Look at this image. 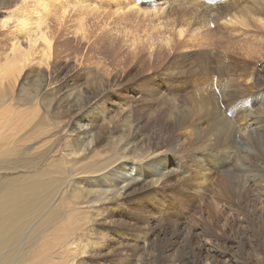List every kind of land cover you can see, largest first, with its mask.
<instances>
[{
  "label": "rangeland",
  "instance_id": "1",
  "mask_svg": "<svg viewBox=\"0 0 264 264\" xmlns=\"http://www.w3.org/2000/svg\"><path fill=\"white\" fill-rule=\"evenodd\" d=\"M198 2L0 0V259L71 214L53 263L264 264V0Z\"/></svg>",
  "mask_w": 264,
  "mask_h": 264
},
{
  "label": "bare ground",
  "instance_id": "2",
  "mask_svg": "<svg viewBox=\"0 0 264 264\" xmlns=\"http://www.w3.org/2000/svg\"><path fill=\"white\" fill-rule=\"evenodd\" d=\"M190 1V0H189ZM197 3H199L198 1H200V0H195ZM233 2V1H232ZM256 2V1H255ZM190 3V2H189ZM236 3V2H235ZM40 4V3H39ZM255 4V3H254ZM197 5V4H196ZM207 4H205V6H204V3L203 4H200L198 7L201 9V17L203 18V19H206V20H210V12L212 11V7L211 6H206ZM209 5V4H208ZM236 5V4H235ZM235 5H233V6H235ZM239 5V4H238ZM262 6H264V5H262ZM184 5H182V7L181 8H183L184 9ZM229 7V6H228ZM242 8V7H241ZM261 8V7H260ZM238 9V8H237ZM237 9H235V10H237ZM37 10V9H36ZM246 10V9H245ZM262 10H264V9H262ZM159 11V10H158ZM218 11V10H217ZM238 12L239 11H241V9L239 8L238 10H237ZM244 11V10H243ZM214 13V12H213ZM235 13H237V12H235ZM240 13V12H239ZM155 14V13H154ZM216 14V13H215ZM233 14V13H232ZM192 15V14H191ZM200 16V15H199ZM235 17L234 15H231V16H229L228 17V14H226L225 13V15H224V19H223V21H225V22H227V23H235V21L232 19L233 17ZM258 16V15H257ZM193 17H194V15H193ZM200 17V18H201ZM237 17V16H236ZM214 18V17H213ZM212 19V18H211ZM237 19H238V17H237ZM199 21V20H198ZM248 21V20H247ZM207 22V21H206ZM211 22V21H210ZM236 22H238V21H236ZM251 24V23H250ZM208 25V24H207ZM254 25V24H253ZM4 26V25H3ZM209 26V25H208ZM207 26V27H208ZM20 27H21V25H20ZM211 27V26H210ZM209 28V27H208ZM210 29V28H209ZM31 33V32H30ZM231 33V32H230ZM245 37V36H244ZM35 42H36V40H34ZM226 49V48H225ZM11 52V51H10ZM18 52V51H17ZM6 58V57H5ZM137 58V57H136ZM194 59V58H193ZM4 60V59H3ZM24 60H25V58H24ZM153 64V63H152ZM12 67V66H11ZM196 67V66H195ZM207 73V72H206ZM229 74V73H228ZM223 76V75H222ZM224 77V76H223ZM206 83V82H205ZM211 83V82H210ZM209 83V84H210ZM227 83V82H226ZM208 84V83H207ZM213 88V87H212ZM211 88V89H212ZM222 88V87H221ZM214 89V88H213ZM216 89V88H215ZM208 91V90H207ZM209 91H211V90H209ZM204 93V92H203ZM210 94V96H211V93L212 92H209ZM213 94H216L215 92L213 93ZM207 95V94H206ZM203 97H204V95H202ZM208 96V95H207ZM209 96V97H210ZM205 98H206V96H205ZM204 98V99H205ZM193 99V98H192ZM191 99V100H192ZM199 99H202V98H199ZM207 99H209V98H207ZM211 99V98H210ZM213 99V98H212ZM211 99V100H212ZM194 100V99H193ZM197 100V99H196ZM211 100H210V102H211ZM207 101H209V100H207ZM210 102H207L208 104L210 103ZM215 102V101H214ZM213 102V103H214ZM197 103V102H196ZM195 103V104H196ZM207 103H206V105H207ZM213 103L211 104L212 106H213ZM202 104V103H201ZM216 104V103H215ZM214 104V105H215ZM218 104H220L219 102H218ZM206 105H205V107H206ZM185 106V105H184ZM195 106V105H194ZM199 106H200V104H199ZM199 106H198V108H199ZM202 106V105H201ZM200 106V107H201ZM209 106V105H208ZM207 106V107H208ZM215 106H217V104L215 105ZM203 107V106H202ZM202 107H201V109H202ZM204 107V108H205ZM218 107H220V105L219 106H217V108ZM194 108V107H193ZM196 108H197V106H196ZM215 109H216V107H214ZM206 109V108H205ZM204 109V110H205ZM210 109H212L211 108V106H210ZM190 110V109H189ZM197 110V109H196ZM203 110V111H204ZM217 110V109H216ZM198 111V110H197ZM193 112V111H192ZM191 112V113H192ZM204 112H206V111H204ZM200 113V112H199ZM199 113H197V114H199ZM220 113V112H219ZM225 113V112H224ZM253 113H255V112H253ZM179 114V113H178ZM195 114V113H194ZM208 114H209V112H208ZM215 114V113H214ZM222 114V113H221ZM258 114V113H257ZM193 115V114H192ZM217 115H219V114H217ZM247 115V114H246ZM254 114H248V116H251L249 119H248V125L249 126H254L255 128H257L256 127V124H257V126L259 125L260 127H261V129L260 130H264V125H262L261 123L259 124L258 122H257V119H255L254 118V116H253ZM183 116H185V115H183ZM191 116V115H190ZM177 117H180V116H177ZM184 119H186L185 117H183ZM199 118V117H198ZM201 118V117H200ZM245 118V117H244ZM248 118V117H247ZM219 119H220V117H219ZM218 119V120H219ZM204 120V119H203ZM214 120V119H213ZM227 120V119H226ZM242 120H243V118H242ZM245 120V119H244ZM181 122V121H180ZM218 122V121H217ZM77 123V128L79 129V130H83L84 129V124L81 122V121H77L76 122ZM189 123H191L190 121H189ZM206 123V122H205ZM212 123V122H211ZM211 123H210V125H211ZM222 123H224V124H226V121L225 122H223L222 121ZM264 123V122H263ZM187 124H188V122H187ZM189 125V124H188ZM187 125V126H188ZM191 125V124H190ZM206 125V124H205ZM213 125V124H212ZM223 126V125H222ZM222 126H220V127H222ZM203 127V126H202ZM208 127H209V125H208ZM225 127H227V128H229V129H232V130H236L237 131V127H235L233 124H229L228 126H225ZM253 130H255L254 128H252ZM258 129V128H257ZM217 130V129H216ZM223 132L225 131V130H228V129H226V128H222L221 129ZM213 131H214V129H213ZM230 131V130H229ZM258 131V130H257ZM209 132V131H208ZM216 133V132H215ZM231 133V132H230ZM192 134V133H191ZM194 134V133H193ZM202 134V133H201ZM226 134V133H225ZM208 135V134H207ZM213 135V134H212ZM219 135V134H218ZM233 135V134H232ZM189 136V135H188ZM202 136V135H201ZM204 136V135H203ZM209 136V135H208ZM216 136V135H215ZM221 136V135H220ZM222 136H224V135H222ZM230 136V135H229ZM235 136V135H234ZM252 136V135H251ZM259 136V135H258ZM264 136V135H263ZM192 137V136H191ZM231 137V136H230ZM205 138V137H204ZM203 138V139H204ZM208 141L210 140V138H206ZM218 139V138H217ZM220 139H221V137H220ZM232 139H233V136H232ZM251 139H253V137H251ZM250 139V140H251ZM255 139V138H254ZM206 140V141H207ZM223 140V139H222ZM244 140H247V139H244ZM249 140V139H248ZM218 141H219V139H218ZM234 141V140H233ZM232 141V142H233ZM200 142V141H199ZM231 142V141H230ZM260 142V141H259ZM203 143V142H202ZM207 143V142H206ZM227 143V142H226ZM199 144V143H198ZM211 144V143H210ZM209 144V145H210ZM232 144V143H231ZM262 144V143H261ZM258 145V144H257ZM208 146V145H207ZM231 146V145H230ZM248 146V145H247ZM197 147V146H196ZM201 147V146H200ZM237 147V146H236ZM202 149H203V147H202ZM211 150V149H210ZM213 151V150H212ZM238 151V150H237ZM197 153V152H196ZM211 154V153H210ZM214 153H212V155H213ZM228 154V153H227ZM229 156V155H228ZM238 156V155H237ZM219 157V156H218ZM213 158V157H212ZM241 158V157H240ZM229 159V158H228ZM115 161V160H114ZM197 162V161H196ZM226 162V161H225ZM263 162V161H262ZM223 164V163H222ZM237 165V164H236ZM152 167H153V165H152ZM155 167V166H154ZM153 167V168H154ZM156 168V167H155ZM164 167H162V168H156V169H152L151 168V165H147V166H144V169H143V167L142 168H140V170L138 171V174L136 173V174H134V176H132V174L130 173L129 175H127V173H124L123 175H122V178H125L124 180H120V182H121V187H123V188H125L124 186H126V187H128V188H126L127 190L131 187V188H140V187H144L145 185H149L150 184V180H151V176L154 174V172H156V173H161V172H163V171H161L162 169H163ZM173 168V167H172ZM185 168V167H184ZM246 168V167H245ZM172 170V169H171ZM178 170V169H177ZM180 170H181V168H180ZM174 171V170H173ZM175 172V171H174ZM173 172V173H174ZM225 172V171H224ZM237 172V171H236ZM247 172H249V171H247ZM232 173V172H231ZM233 173H235V172H233ZM232 173V174H233ZM170 174V173H169ZM171 175V174H170ZM246 175V174H245ZM166 176V175H165ZM248 176V175H247ZM153 177V176H152ZM168 177V176H167ZM119 178V177H118ZM157 178V177H156ZM159 178V177H158ZM169 178V177H168ZM200 178V177H199ZM126 179H129V181H127L126 182ZM153 179V178H152ZM206 180V179H205ZM204 180V181H205ZM243 180V179H242ZM123 182V183H122ZM125 183H126V185H125ZM243 183V182H242ZM255 184V183H254ZM257 185V184H256ZM196 187V186H195ZM207 187V186H206ZM41 188V187H40ZM168 188V187H167ZM243 188V187H242ZM38 189V188H37ZM37 189H35V188H29L28 189V192L29 191H31L30 193H28V194H30L28 197L30 198V205H31V210H36V211H38L39 210V207H40V205H38V203L36 202V196H35V190H37ZM23 191H25V190H22V192L21 193H23ZM27 191V190H26ZM131 191V190H130ZM199 191V190H198ZM21 193H19V195L21 194ZM127 194V193H126ZM24 195H27L26 193H24ZM22 196V195H21ZM194 197V196H193ZM16 202H18V204L17 203H15L14 205H16V206H13L15 209H13L14 211H13V216H15L16 218H17V222L19 221L20 223H21V225H23V224H25V223H27L28 224V222H30V220H25V213L26 212H28L27 210H25V208L26 207H24V206H21L20 205V200L19 199H17V201ZM12 207V208H13ZM11 208V209H12ZM8 209V208H7ZM9 210V209H8ZM12 216V217H13ZM15 217H13V218H15ZM50 218V216H47L46 217V219H47V221H46V224H52V223H54V220L53 219H49ZM25 220V221H24ZM56 220H57V223L52 227V229H51V231L49 232V233H45L44 235H43V237H42V242H41V244L40 245H35L32 249H31V254H30V257L27 259V261H26V263L25 264H57V263H53V261H52V258H51V254L53 253V251H54V248H55V246L58 244V243H60V242H62V240H64L67 236H68V234H69V232H70V230H71V228L75 225V223H74V221L73 220H71V214H68L67 216H65V217H63V218H56ZM18 222V223H19ZM12 223V222H11ZM14 223V222H13ZM8 224L9 223H7V222H5V220L3 221V218L0 216V255H1V253H2V251H4V250H2L4 247H6V246H8V244L9 245H14L15 244V238H16V236H14V238H11V239H8V238H6V235H8L9 234V231H7V230H9V227H8ZM45 224V223H44ZM53 225V224H52ZM44 226H47V225H44ZM44 226H42V227H44ZM22 227H24V226H22ZM21 227V228H22ZM239 229V228H238ZM22 230H23V228H22ZM11 241L10 243H8V242H6V241ZM5 241V242H4ZM57 241V242H56ZM7 258H9L8 256H7ZM7 258H3V256H1V259H0V264H7V262H6V260H7Z\"/></svg>",
  "mask_w": 264,
  "mask_h": 264
}]
</instances>
